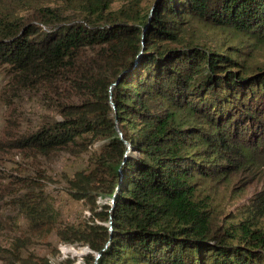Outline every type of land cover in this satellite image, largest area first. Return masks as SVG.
<instances>
[{
  "label": "trees",
  "instance_id": "1",
  "mask_svg": "<svg viewBox=\"0 0 264 264\" xmlns=\"http://www.w3.org/2000/svg\"><path fill=\"white\" fill-rule=\"evenodd\" d=\"M60 1L79 14L0 0V69L45 109L0 149L50 161L87 154L65 191L90 216L59 223L39 180L24 181L14 197L28 229L74 246L64 252L88 247L82 264L97 252L96 264H264V187L221 217L206 192L264 167V67L248 66L252 52L212 48L197 34L217 28L249 49L264 43V0ZM100 196L109 203L98 206ZM30 241L0 247V260L76 259H59L49 242L57 262L25 254Z\"/></svg>",
  "mask_w": 264,
  "mask_h": 264
},
{
  "label": "rangeland",
  "instance_id": "2",
  "mask_svg": "<svg viewBox=\"0 0 264 264\" xmlns=\"http://www.w3.org/2000/svg\"><path fill=\"white\" fill-rule=\"evenodd\" d=\"M8 1V0H7ZM27 3L39 2L41 4L59 7L68 16L79 14L73 7L60 0H25ZM118 2L113 4L117 8ZM207 29V30H206ZM199 28L197 34L207 42L212 48H219L227 45L234 46L238 50L252 52L246 60L249 67H264V43L260 42L255 47H246V38L232 35L228 30ZM9 78L3 75L0 69V141L9 138L8 132L17 135L20 131L34 126L39 116L45 109L39 104L35 95L29 93H16L12 89ZM6 144L0 149V247L10 248L17 238L28 236L30 242L27 244L24 253L32 252L37 255L46 256L52 263L58 261V254L55 255L48 245V242L59 250V259L67 256L76 258L73 264H82V258L88 252L78 254L81 247H75L76 251L69 252L62 250L64 247L72 246L59 243L54 234H50L47 239H42L27 227L25 212L15 204V197L20 190H24L23 182L36 181L41 184L44 190L46 202L53 208L59 223L72 222L87 219L90 216L89 204L83 201L74 200L65 191V176L71 177L74 171L87 166V154L80 156L72 155L68 152H61L53 161L46 158L33 159L23 155ZM95 147V146H93ZM206 192L213 200V210L218 215L223 216L227 212H237V209L247 201L256 191L264 187V167L258 166V170L234 172L228 178L221 181H212ZM208 185V184H207ZM23 191H20L22 194ZM98 206L109 203L107 196L97 198ZM52 210V209H51ZM105 225H108V223ZM74 247V246H72ZM86 246H82L85 248ZM0 264L3 262L0 260Z\"/></svg>",
  "mask_w": 264,
  "mask_h": 264
},
{
  "label": "water",
  "instance_id": "3",
  "mask_svg": "<svg viewBox=\"0 0 264 264\" xmlns=\"http://www.w3.org/2000/svg\"><path fill=\"white\" fill-rule=\"evenodd\" d=\"M113 107H114V105H113ZM127 148H129V144L127 143ZM111 225H112V222H111V220H109L108 221V227L109 228H111ZM86 248V252H89L90 251V249L88 248V247H85ZM101 255V252H97L96 254H95V262H94V264H96V260L98 259V257Z\"/></svg>",
  "mask_w": 264,
  "mask_h": 264
},
{
  "label": "bare ground",
  "instance_id": "4",
  "mask_svg": "<svg viewBox=\"0 0 264 264\" xmlns=\"http://www.w3.org/2000/svg\"><path fill=\"white\" fill-rule=\"evenodd\" d=\"M53 262V261H52Z\"/></svg>",
  "mask_w": 264,
  "mask_h": 264
}]
</instances>
